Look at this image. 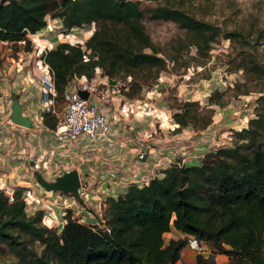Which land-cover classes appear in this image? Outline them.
<instances>
[{"label": "trees", "instance_id": "16d2710c", "mask_svg": "<svg viewBox=\"0 0 264 264\" xmlns=\"http://www.w3.org/2000/svg\"><path fill=\"white\" fill-rule=\"evenodd\" d=\"M142 2L0 0V39L17 40L36 33L47 24L48 15L60 18L66 29L97 19L98 27L86 40L89 59H84L78 42L61 41L45 52L61 96L74 74L92 77L97 66L112 77L134 68L157 65L159 70L166 66L145 29V10L153 18L173 19L185 27L189 43L199 53L209 50L219 35L248 40L242 32L222 31L218 24L168 0L144 6ZM146 46L152 51L145 50ZM239 65L247 79H264V63L253 52L243 54ZM260 91L256 115L237 131L238 141L233 145L207 152L199 163L169 165L149 183L131 184L118 196H107L104 217L110 232L79 221L71 208L61 230L52 228L42 223V209L26 212L22 188L11 195L0 189V250L18 259L0 264H176L188 239L171 237L166 242L164 233L172 226L223 247L229 253V264H264V82ZM222 93L212 91L209 102L222 103ZM191 102L183 101L174 112L181 125L191 123L187 110ZM51 112H44V122L54 127L58 116ZM36 240L41 249L33 245ZM214 263L209 259V264ZM196 264H204L201 254H197Z\"/></svg>", "mask_w": 264, "mask_h": 264}, {"label": "rangeland", "instance_id": "374dc122", "mask_svg": "<svg viewBox=\"0 0 264 264\" xmlns=\"http://www.w3.org/2000/svg\"><path fill=\"white\" fill-rule=\"evenodd\" d=\"M168 2L186 9L199 18L218 24L222 31L237 30L242 32L243 35L250 40L249 43L248 40H235L225 37L224 35H219V37L211 43V48H209V50L199 53L197 46L189 43V32L187 29L178 24L175 20L153 18L150 16L148 10H145L142 16L145 29L150 34L153 43L159 48L158 54L166 59V66L159 68V70L156 69L157 65H153L152 68L149 66L145 68H134L131 73L120 71L114 77L131 76L129 86L125 89L126 95L139 96V98H142L143 95L140 92H143V90L144 92H150L152 90L163 99V105L168 107L169 113L173 119L169 122V125H163L162 121L161 123H157V132H160L161 128L164 127L170 134L169 140L165 142V145H174L170 147L172 148L170 150V155L171 157L173 155L174 158L170 161L171 163H169V165L174 163L179 165H191L199 163L203 156L209 151L215 150L220 146L233 145L238 141L237 131L247 126L249 118L256 115V107L258 105L257 97L262 93L260 88L263 85L264 79H247L243 68L240 67L239 64L241 62V56L243 54L248 56L250 51L256 54V57L264 63V0H168ZM155 3L156 0H143L142 6L154 5ZM49 16L51 15H48V17ZM98 25L99 21L97 19L84 23V27L75 25L66 29L63 25L59 28V30L63 29L59 33H63L64 35L59 42L70 41L72 43H82L90 36L86 38L90 30L94 28L92 31L93 33ZM111 25L114 27L121 26L118 24ZM46 27H48V24L45 25L44 28ZM28 39H30V41H28ZM42 39L43 38H40L39 41L34 42V37L32 40L31 33L29 32L7 45L11 46L14 51L17 50V52H12L13 54L11 55H13V57H20L21 60H27L29 55L27 58L24 54L32 51L33 57H30V59L35 61L38 65H43V63L40 62L43 57L44 48L34 46L37 42L45 45ZM47 48L49 47L47 46ZM145 50L152 51V47L146 46ZM101 75L104 77L103 73H101ZM217 89L223 92L221 96L222 103H210L209 94ZM242 89L243 91H238ZM246 89L249 90L244 91ZM19 95L22 96L21 94H17L19 98ZM51 97L52 105L55 108V111L51 112V114H55L59 118L65 109L63 96L60 95L56 88L55 95ZM149 98L151 99V97ZM150 99L139 101L148 106V108H151ZM185 100L194 101L187 105L191 123L181 125L175 119L174 112L180 109L181 103ZM139 113H141V110ZM35 115L39 119H44V115L40 112L34 114V116ZM209 117H211L210 123L205 126L204 121ZM178 132L179 135H176ZM154 133L155 130L151 129L149 132L144 133V135L151 137ZM210 142L213 143L212 146L208 145ZM145 143L147 151H149L151 147H154L148 145L147 141H145ZM18 144L19 142L11 141L10 143V152L8 156H10L11 159H17V155L21 154ZM194 147L198 149L197 152L192 150ZM179 154L181 155L179 156ZM160 156L163 157V154H160ZM150 158L152 160L151 167L155 168L157 173H160V170L156 169V166H160L161 164L160 158L156 159L155 152L151 153ZM127 164L128 163L122 160L113 163L112 168L108 167L109 173L122 172V181H119L118 184L124 185L123 187L125 189L131 184L137 185V183H140L126 175L128 173L131 174L129 169L131 165L128 167ZM137 164H139V161L134 165ZM58 166L57 169L55 167L52 168L53 171H51V168L48 166L44 171L47 172V170H49L51 177L55 179V173L65 168L62 163H59ZM116 176L115 174L113 175V177ZM131 176L133 175L131 174ZM94 178V181L90 180V182L88 179H84L83 182L85 185L83 184V193H79L78 195L71 192L65 193L74 195V197L80 201H78L79 208L81 207V203L86 207L87 211H95L94 206H97L98 218L100 219V224H102L105 220L104 208L106 206V197L113 194H109L110 191H105L97 187L98 185H102L105 179L99 177V180H97L95 176ZM116 179L119 180L120 178ZM6 183L13 186L11 181H6ZM107 183L111 186V182ZM119 188L117 189L116 187L111 191L118 196L120 193L124 192L119 191ZM90 189H93L95 192L96 196L93 197L94 199H89L87 197L86 190ZM13 191L14 189L6 193L11 195ZM44 191H46V187H44ZM57 192L59 191H54V193ZM61 195L64 194L61 193ZM49 203L51 202L46 199H41V201L36 204L48 208ZM28 211H32L29 206ZM99 212L101 215H99ZM60 216L64 219L62 214ZM82 218L87 220L86 215L84 217L82 216ZM47 222L42 220L43 224L57 229V226L50 225L53 222ZM90 222L94 224L92 220ZM170 236L169 233L165 234V238ZM207 241L208 240L205 242ZM33 245L36 246L37 249L42 248L40 242L37 240ZM208 245L212 246V250L214 249L211 243H208ZM225 247L228 248V245H225ZM218 248L220 251L225 252L223 247ZM209 259L214 260V264H216L214 253L211 252L209 254L208 260ZM17 260V257L11 252L4 249L0 250V262L16 263Z\"/></svg>", "mask_w": 264, "mask_h": 264}, {"label": "crops", "instance_id": "0c3cea01", "mask_svg": "<svg viewBox=\"0 0 264 264\" xmlns=\"http://www.w3.org/2000/svg\"><path fill=\"white\" fill-rule=\"evenodd\" d=\"M47 24L48 27L44 28V26L37 31L39 34L38 37L39 39L43 38V43L46 46L54 47L64 35L63 33H59L63 30H59L63 24L60 18L52 17L47 18ZM33 37L31 35L32 40ZM12 41L10 39H0V189L9 193L16 185L35 184L33 172L35 173L36 169L44 171L49 166L51 171H53L52 168L55 167L57 169L59 167L58 164L62 163L65 168L62 171L56 172L55 177L68 169L77 168L80 172L81 180L88 179L90 182V180L94 181V176L97 180L101 177V179L105 180L102 185H98L97 187L105 191H110L109 194L116 196L111 191L112 189L116 187L118 189L120 187L119 191L126 190L123 187L124 185L118 184L119 181H122L123 175L122 172L109 173L108 167L112 168L113 163L122 160L128 163V167L129 165H133L137 152L141 149H144L147 155L141 161L138 169L143 171L147 166H152L150 155L155 152L156 159L160 158L161 161L160 166H156V169L160 170V175L163 174L164 168L168 167L169 163H171L170 161L174 158L173 155L172 157L170 155V150L172 149L170 147L174 145H165V142L169 140L170 134L164 127L161 128L160 132H157V123H161L162 121L163 125H169L173 117L170 115L168 107L163 105L164 101L158 94L152 90L150 92H144L143 90V92H140L143 97L139 98V96H129L124 93L123 97L127 99L126 105L124 106H120L118 96L114 102L109 100L110 96H104L107 97L106 100L102 97L101 103L106 104L109 114L113 119L114 131L104 138L90 140L89 138L81 137L72 143L62 144L55 138L53 127L44 123V119L42 120L36 115L34 116L36 113L40 112L44 114L46 111H43L44 103L42 87L39 81V66L35 61L30 59V57H33V52L29 51L24 54L26 57L29 55V58H26L27 60H21L20 57H13L11 55L13 54L12 52H17V50L14 51L11 46L7 45ZM103 79L104 77H102V81H105ZM17 94L22 95L19 96L23 112L33 119L32 126H23L10 122L9 113L12 97L17 96ZM148 99L151 100V108H148V106L140 102ZM140 110L141 113H139ZM151 129L155 130V133L151 137L145 136L144 133L149 132ZM176 135H179V132ZM11 141L19 142L18 146L21 154L17 155V159H11L8 156ZM145 141L148 142V145L154 147H151L147 151ZM208 145L212 146L213 143L210 142ZM192 150L197 152L198 149L194 147ZM160 154H163V157ZM32 157L38 158L40 161L34 162ZM43 174L49 180H53L54 178L51 177L49 170L47 172L44 171ZM114 174L117 176L113 177ZM126 175L135 181L139 177L138 173L135 176H131L130 173ZM116 178L120 179L117 180ZM6 181H11L13 186L8 185ZM107 182H111V186ZM46 191L48 193L44 192V187L36 185V193L38 196L40 195L39 193L51 194L53 192L50 190ZM86 192L89 199H94L93 189L86 190ZM57 193L61 194L60 192ZM63 194L65 195L64 202L72 209V214H79L80 217L86 215L87 220L90 219L88 221L100 222L97 206H94L95 211H87L82 203L79 208V200L74 195H69L68 193ZM38 207V209L46 208L39 204ZM60 215V204L57 206L53 205L52 207L48 206L43 220L53 222L50 225H56L58 230H61L66 218L64 214H62L64 219ZM99 215H101L100 212ZM166 233H169L171 235L170 237L174 238L186 237L188 241L192 240L195 236L191 233L183 232L175 226H172L164 235ZM170 237L166 238V241ZM208 243L213 245V250L211 248L212 246L208 245ZM218 247L220 246L211 241H207L201 248L192 247L187 242L176 264H196L197 254L202 255V259L205 261L204 264H209L208 258L211 252L215 254L216 264H229V253L220 251Z\"/></svg>", "mask_w": 264, "mask_h": 264}, {"label": "built area", "instance_id": "2783aa9c", "mask_svg": "<svg viewBox=\"0 0 264 264\" xmlns=\"http://www.w3.org/2000/svg\"><path fill=\"white\" fill-rule=\"evenodd\" d=\"M81 27H84V24L81 25ZM93 30L94 28L90 30L86 38L92 34ZM85 41H83L82 43L81 42L78 43H81L84 59L87 60L91 56V49L88 48ZM40 48H44L43 57L41 58V62H40L43 63V65L40 64L38 65L39 81L42 87L43 103H44L43 111L54 112L55 108L52 105V97H51L54 96L56 93L54 70L45 59V52L47 50V46ZM93 58H97V55H94ZM101 73H103L102 68L100 66H97L96 73L92 77H88L86 74H74L66 84L63 93V98L65 100V109L64 112L61 114V116L58 118L56 125L53 127V134L60 143L69 144L76 140H79L81 137L89 138L90 140L104 138L109 136L114 131L113 119L109 114V110L106 107V104L101 103V98L104 96H110L109 100H112L114 102L116 100V97L118 96L120 101L119 103L120 106L126 105L127 99H124L123 96L125 93V89H127L129 86V81L131 79V76L112 77L103 74L104 75L103 80L105 81H102ZM110 78H115V81L110 82ZM80 89L88 90L89 92L88 96L87 97L82 96L79 92ZM106 98L107 97H104L103 99L106 100ZM10 122L13 121L10 120ZM146 155L147 152L145 150L142 149L139 150L137 152L136 160L134 162L135 164L137 161H139V164L137 165L133 164L131 165V167H129L130 172L133 176L135 174L137 175V173L139 174V177L137 178L138 179L137 182H140L137 183V185L139 186L149 183V181L153 176L160 175V173H157L155 168H152L151 166H147L144 169V172L138 169L140 167L141 161L143 160V158L146 157ZM32 160L34 162L40 161L38 158L35 157H32ZM36 170H40V169H36ZM43 172L44 171H42V173ZM33 174H34L35 184L33 183L27 185L14 186V189L19 187L22 188V198L25 202L26 212L28 214L35 212V210L39 208L38 204L36 203H38L41 199H46V200L49 199L48 201L51 202L48 204L49 207H52L53 205L57 206L58 204H60V212L61 214L65 215L67 213V210L69 209L67 203L64 202L65 195L53 193L54 191H59L60 193L63 194L65 193V191L53 189L51 190L53 191L51 194H46L48 192L44 191L46 193H39L40 195L38 196L36 193V185L37 186H42V185H40L37 182L34 172ZM83 181L84 180L82 179L79 193H83L82 188L85 185ZM46 190L49 189L46 188ZM28 206H30V209H32V211H28ZM46 209L47 207L43 209L42 220L44 219V214ZM72 216L76 217L79 221L86 222L92 225L94 229H102L105 230L106 232L111 231V227L105 222V220L102 224H100V222L97 221L93 222L94 224H91L90 221L80 217L79 214H72ZM43 221L46 222L45 220ZM188 242L192 247H197V248L203 247V244L206 243L205 241H202L196 238L195 236L193 237L192 240H189Z\"/></svg>", "mask_w": 264, "mask_h": 264}, {"label": "water", "instance_id": "95a60500", "mask_svg": "<svg viewBox=\"0 0 264 264\" xmlns=\"http://www.w3.org/2000/svg\"><path fill=\"white\" fill-rule=\"evenodd\" d=\"M111 82L115 81V78H110ZM80 94L84 97L88 96V90L80 89ZM10 119L13 122L24 126H32L33 119L23 112L22 103L18 96L12 97L11 109H10ZM35 176L37 182L46 187L47 189L63 190L65 192H71L75 195L79 194V189L81 186V175L77 168H72L58 174L55 179H47L43 173L39 170H35Z\"/></svg>", "mask_w": 264, "mask_h": 264}, {"label": "bare ground", "instance_id": "6f19581e", "mask_svg": "<svg viewBox=\"0 0 264 264\" xmlns=\"http://www.w3.org/2000/svg\"><path fill=\"white\" fill-rule=\"evenodd\" d=\"M31 35H33L35 38H34V42L35 41H39L40 39H39V34H38V32L37 33H31ZM35 47H45L46 45H42L40 42L38 43L37 42V44L36 45H34ZM43 187V186H42ZM50 191L51 190H53V189H49Z\"/></svg>", "mask_w": 264, "mask_h": 264}, {"label": "clouds", "instance_id": "9594fccd", "mask_svg": "<svg viewBox=\"0 0 264 264\" xmlns=\"http://www.w3.org/2000/svg\"><path fill=\"white\" fill-rule=\"evenodd\" d=\"M89 38V37H88ZM51 48V47H50ZM11 108V107H10ZM10 114V113H9Z\"/></svg>", "mask_w": 264, "mask_h": 264}]
</instances>
